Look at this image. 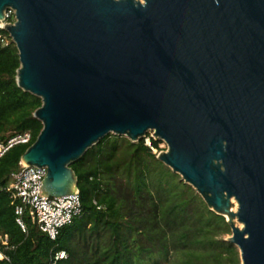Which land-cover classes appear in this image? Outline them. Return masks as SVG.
<instances>
[{"label": "water", "instance_id": "95a60500", "mask_svg": "<svg viewBox=\"0 0 264 264\" xmlns=\"http://www.w3.org/2000/svg\"><path fill=\"white\" fill-rule=\"evenodd\" d=\"M7 9L17 87L41 101L20 160L46 169L43 196L78 192L70 165L105 136L151 133L240 264H264V0H0V21Z\"/></svg>", "mask_w": 264, "mask_h": 264}, {"label": "trees", "instance_id": "16d2710c", "mask_svg": "<svg viewBox=\"0 0 264 264\" xmlns=\"http://www.w3.org/2000/svg\"><path fill=\"white\" fill-rule=\"evenodd\" d=\"M19 57L13 43L0 45V141L28 132V145H15L0 158V185L19 171L25 150L42 125L33 117L39 98L16 84ZM149 138L150 145L145 144ZM159 141L149 133L138 142L109 134L70 165L77 178L81 214L55 240L42 233L28 211L17 224L19 199L0 193V235L7 237L0 264H239L237 248L222 216L157 160ZM95 202V204H94Z\"/></svg>", "mask_w": 264, "mask_h": 264}, {"label": "built area", "instance_id": "2783aa9c", "mask_svg": "<svg viewBox=\"0 0 264 264\" xmlns=\"http://www.w3.org/2000/svg\"><path fill=\"white\" fill-rule=\"evenodd\" d=\"M14 22V11L7 9L4 12V20L0 21L1 46L12 43L11 38L5 32V27L12 25ZM149 135L152 138V134L149 133ZM30 142L31 136L28 132L0 141V158L13 146L28 145ZM145 144L150 145L149 138L145 139ZM19 166V171L11 175L7 186L2 187L0 185V193L5 190L11 193L14 198L19 199L20 204L15 207V215L17 216L16 222L22 230H24V225L21 217L25 211H28L31 221L37 225L38 229L46 234L49 239L55 240L60 229L70 225L73 219L81 214L78 192L61 198L43 196L40 190L46 175V169L27 166L21 160ZM7 244V237L0 235V261L8 260L3 254ZM65 258L66 253L64 251H56L51 255L48 264H58L60 260Z\"/></svg>", "mask_w": 264, "mask_h": 264}, {"label": "rangeland", "instance_id": "374dc122", "mask_svg": "<svg viewBox=\"0 0 264 264\" xmlns=\"http://www.w3.org/2000/svg\"><path fill=\"white\" fill-rule=\"evenodd\" d=\"M166 150V145L162 142L159 141V148L158 151H154L156 154L163 152ZM235 204L233 203V208H235ZM236 226L241 227V225H239L237 222H235ZM231 234L229 233L228 235L225 236V240L230 236ZM240 264V263H239Z\"/></svg>", "mask_w": 264, "mask_h": 264}, {"label": "bare ground", "instance_id": "6f19581e", "mask_svg": "<svg viewBox=\"0 0 264 264\" xmlns=\"http://www.w3.org/2000/svg\"><path fill=\"white\" fill-rule=\"evenodd\" d=\"M232 202L236 205V203L232 200ZM235 208H236V206H235ZM235 208H234V210H235Z\"/></svg>", "mask_w": 264, "mask_h": 264}]
</instances>
